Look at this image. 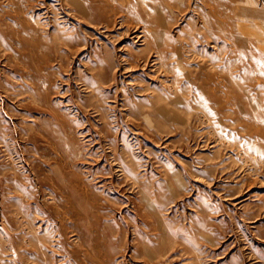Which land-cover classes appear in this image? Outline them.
I'll use <instances>...</instances> for the list:
<instances>
[{
	"label": "rangeland",
	"instance_id": "rangeland-1",
	"mask_svg": "<svg viewBox=\"0 0 264 264\" xmlns=\"http://www.w3.org/2000/svg\"><path fill=\"white\" fill-rule=\"evenodd\" d=\"M0 264H264V0H0Z\"/></svg>",
	"mask_w": 264,
	"mask_h": 264
}]
</instances>
